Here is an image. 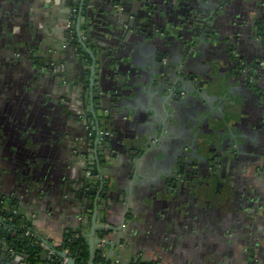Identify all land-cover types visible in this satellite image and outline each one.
Instances as JSON below:
<instances>
[{"label": "crops", "instance_id": "crops-1", "mask_svg": "<svg viewBox=\"0 0 264 264\" xmlns=\"http://www.w3.org/2000/svg\"><path fill=\"white\" fill-rule=\"evenodd\" d=\"M120 1H85L87 16L81 23L83 37L98 29L106 35L104 43L121 48L113 62L120 75L119 82L110 85L112 79L107 75L106 83L103 73L107 69L98 63L100 75L96 78L95 94L98 93L100 98L93 97V104L98 113L104 110L122 121L128 116L130 127L138 126L146 134L149 122L157 128L163 125L157 113L159 110L165 116L163 108L166 109V104L156 105L157 99L153 95L161 91L159 79L165 72L160 70L165 65L154 62L155 50L154 54L145 50L146 60L135 61L133 43L124 38L125 35L117 37L120 21L116 13H119L113 6ZM133 1L125 0L124 8H138L149 14L155 12L158 23L151 26L163 28L174 38L165 44L166 59H171L174 64H184L192 58L188 63L202 73L204 86L208 84V95L220 96V99L227 97L229 104L238 105L236 111L232 106L223 110L237 144V149L233 150L237 155L236 163L232 169L230 166L227 169L226 184L233 188H228L227 195L221 198L223 202L215 206L213 214L204 218L199 211L211 212L213 208L196 201L193 208L180 203L172 211L168 210L170 196L175 192L167 186L168 175L162 168L165 164L157 155L147 156L141 167L127 170L126 174L118 171L113 177L109 174L106 177L114 178L118 184L116 192L123 196V201L116 204L120 212H114L115 227H121L123 231L112 237L114 248L98 244L96 247L101 251H97V257L102 255L111 264H264V45L257 34L264 33V0H163L166 1L163 8L158 0H136L138 5L132 6ZM80 3L81 0H0V14L12 21V32L6 33L16 35L18 52L34 48L32 44L37 42V49L47 48L44 57L53 52L59 66L65 69L69 66L70 70L69 81L60 85L58 81L63 78L57 73L39 77L37 62L27 56L15 60L8 53L1 58L3 67L0 64V131L4 130L0 136V193L4 204L0 206L26 218L36 233L53 247L60 248L72 234L82 243L83 234H87L85 240H88L89 230L74 232L85 217L86 227L91 225L88 220L92 218L83 210L84 199L78 197L82 188L78 183H88L90 174L98 179L96 173L100 168L94 158H89V147H86L88 152L76 154L78 139L86 138L84 131L90 126L84 122L86 115L75 117L72 112H85L87 107H92L91 81L86 74L90 71L91 59L83 48V52L78 53L69 46L68 27L74 25L75 16L80 14ZM210 22L212 37L203 42L195 36V31L201 33L200 29ZM183 32H192L194 50L185 47V39L190 37H183ZM88 48L98 49L94 42L88 44ZM50 60L54 64L52 60L56 59ZM115 70L112 69L113 73ZM243 70L249 72L248 79L249 82L252 80L253 86L248 85L247 73ZM117 83L119 90L115 86ZM102 94L108 98L122 97V102L111 100L105 103L106 108L104 103L97 105ZM12 96L18 99V105L7 103ZM215 101L214 105L219 109L220 100ZM206 114L217 116L216 112L207 110ZM134 115L141 119H134ZM210 120L213 128L223 129L220 120L215 121L212 117ZM154 132L149 141L173 137L159 129ZM135 137L137 142L133 148L144 150L146 135L140 144L138 136ZM222 137L218 132L214 138ZM250 149L251 154L247 153ZM244 154L253 160L240 163L238 157L243 159ZM91 162H94V170L87 172ZM116 165L118 167L117 160ZM135 165L138 167L136 162ZM12 167L16 170L11 171ZM24 167L35 168L25 172ZM234 187L239 188V196L235 195ZM246 192H258L261 201L252 204ZM125 210H128V216L123 226L121 217ZM171 214H174L172 219ZM94 235L99 240V233ZM81 250H84V258L89 257L88 247ZM10 262H15L12 255L5 263Z\"/></svg>", "mask_w": 264, "mask_h": 264}, {"label": "flooded vegetation", "instance_id": "flooded-vegetation-1", "mask_svg": "<svg viewBox=\"0 0 264 264\" xmlns=\"http://www.w3.org/2000/svg\"><path fill=\"white\" fill-rule=\"evenodd\" d=\"M124 1V0H123ZM160 3H162V8L165 7L164 4H166V1L158 0ZM122 2V0L120 1ZM136 3V0L132 2L134 5ZM122 4V3H121ZM125 2L123 3V6L120 5V3H116L113 6V9L117 11L119 14L117 20L120 21V26L117 31V37H123L127 38L130 42L133 43L135 46V54L133 55V58H136L135 61H138L140 59L146 60L147 54L145 50L148 52L154 54V50L156 51L154 62L160 61L161 64H164L165 66H161L162 70L160 72H165L164 77L159 79V81L162 83V87H160L161 91L157 92L153 97L157 99L156 105L166 104V109H164L165 116L160 114L159 110L157 113V107L154 112L157 113L158 116L161 117L162 121V127L155 126L156 130H161V133L165 132L166 134L169 133L171 139L169 137H163L161 139L160 137L152 142L149 141L151 135H155V132L153 129H151L152 125L149 122V125L147 127V133H143V129L141 130L140 127H134L133 125L130 127L128 124L129 117L122 121V119H116L113 116H110L109 112H105L104 110L101 112H104L103 116H100V111L96 112L97 117H99V123H100V129L101 133H97L96 128L98 127L96 124V120L94 118V112L92 111L93 107H87V110L84 111H76L74 110L72 112L73 116L78 117L79 115H86V117H83L85 120L84 122L88 123L90 128L86 131H84V136L86 138L85 142L84 139H78L79 142L76 146V154L81 155L83 153L88 152L86 147L90 148V141L95 140V136L97 137L102 134L104 135L103 139H100V142L104 144H107L110 142L112 144V148L108 149L105 148V158L107 157V160H113L114 154H116V160L118 163V170L120 171V174H126L127 170L131 171L132 169H138L143 165L144 160L147 156H153L157 155L161 159L163 164L165 166L162 168L165 170L164 173L168 175V184L167 186L169 189L175 192L174 195L170 196L169 204H168V210H173L175 207H177L180 203H185L187 207L193 208L195 201L201 204H207L212 206L211 212L205 213V211L200 210L199 214L202 213L203 217L211 216L213 212L216 210L214 209L215 206L220 205L223 201H221V198L227 195V190L233 188V186H227V169L228 166H230V169L233 168V164L236 163L235 159H237V155L234 154V149H237V144H235L236 137L232 134V130L229 127V121L226 117V113L223 110H227L229 106H231L230 100L228 101V98L225 97L224 99H220V96H211L208 95L207 88L208 84L204 86V81L201 80V72H197L195 69H192L188 61H191V59H188L186 63L181 64H174V62L170 59L165 58V44L170 42V40H174L168 33L164 31L163 28L161 30L158 27L151 26L152 23H158L159 17L156 16V13H151L147 16L144 12L142 13H136L138 16V20L140 22H136L135 24L132 23L131 19L133 16L128 19V15L125 13V11L131 10V13L134 11V9H126L124 8ZM132 5V6H133ZM154 8V7H153ZM123 10V11H122ZM5 11V10H4ZM156 11V10H155ZM122 12V13H121ZM2 13V12H1ZM121 13V14H120ZM145 17H142V15ZM210 15V14H209ZM214 15V14H213ZM212 16V14L210 15ZM127 17V18H126ZM144 18V19H143ZM74 25H71V27H68L69 32V46H73L75 50L80 52H84L86 55L89 53L87 50L82 46L80 42V38L78 37L77 32V19L75 16ZM143 19V20H140ZM211 19V18H209ZM207 19V21L209 20ZM123 20V21H122ZM11 19L6 18L3 14H0V64L1 67H3V64L1 62V58L5 55L10 53L11 56L15 60H21L22 57L27 56L28 59H32L33 61L37 62V73L39 74V77H48L53 76L54 73H57V76L62 77L63 80L58 81L60 85H62L63 81L68 82L69 79H67L68 76H70V70L69 66L65 68H61L59 66V61L55 57V54L53 52H49L48 57L43 56V52L47 51L46 46L42 49L35 46L37 42H34L32 45L34 48H26L24 51L22 50V53L18 52V48H16L17 41L15 40V34L9 36L6 32L11 31ZM132 25L134 26V29H131L130 27ZM153 25V24H152ZM201 33L195 31V36H199V38L203 39H211L212 37V25L211 22L205 25L203 29H200ZM12 32V31H11ZM111 34V31H108ZM113 33V32H112ZM145 33V34H144ZM257 34H260V40L261 43L264 45V33L258 32ZM192 32H183V37H190L185 42V47L190 48V50H194L193 44L194 41L191 39ZM113 37L116 38L114 34H112ZM92 38V40L88 43L91 45V42H94L97 45V51L96 54L98 56L99 63L103 64V68L107 69L104 71L103 76L111 74L117 76V78L113 79L111 84H114L116 82H119V73L117 74L114 58L116 59V55H120L121 48L119 47H112L109 46L107 42L104 43L106 40V35L99 33L98 29L97 32L95 31L92 33V31L86 36L83 37L81 35V38L83 41H87L88 38ZM118 39V38H117ZM147 39V43L146 40ZM97 41V42H96ZM198 42V40H197ZM204 42V40H203ZM92 46L94 44L92 43ZM90 46V47H92ZM146 46V47H145ZM36 47V48H35ZM2 48V49H1ZM83 48V49H82ZM130 48V46L128 47ZM94 50V48L92 49ZM116 52H115V51ZM83 56V55H80ZM115 56V57H114ZM139 56V57H138ZM86 57V56H84ZM89 57L91 59V68H92V57L89 54ZM48 58V59H47ZM51 59H56L54 64H51ZM37 59V60H35ZM150 60L153 59V57L150 56ZM50 60V62H49ZM90 62V61H89ZM143 62V61H142ZM153 62V61H152ZM114 64L112 67L110 64ZM5 67V66H4ZM91 68L89 72H86V74L89 75V79L91 81ZM2 69V68H1ZM111 69V70H110ZM115 70L114 73H111V71ZM159 70V69H158ZM157 70V71H158ZM245 73V78L247 79L248 85L253 86L254 83L252 80L249 82L248 76L249 72L247 70H243ZM159 72V71H158ZM68 73V74H67ZM102 76V77H103ZM65 77V79H64ZM113 77V78H114ZM59 79V78H58ZM115 80V81H114ZM64 84V83H63ZM119 83L115 84V86L120 89L118 86ZM97 87V85H96ZM94 88L93 97L100 98L99 94L95 91L97 88ZM211 91V88H210ZM91 93V90H90ZM122 93V90H121ZM164 93V94H163ZM92 95H90L92 99ZM11 101L9 105H18V99L15 96L10 97ZM108 99V96H105V94H102V99L98 100L99 103H104V100ZM153 99V98H151ZM219 99L218 105L220 106L219 109H216L214 102L215 100ZM227 99V101H226ZM4 102V100H3ZM105 104V103H104ZM233 105V104H232ZM62 106V105H61ZM66 107L67 105H63ZM106 104L104 107L106 108ZM95 108V106H94ZM96 110V108H95ZM206 110L209 112H216V115L220 117V119L217 116H207ZM155 113V114H156ZM106 114V115H105ZM154 114V115H155ZM119 116V115H118ZM224 116V117H223ZM210 117L214 118L215 121H221L224 127L223 129L217 130L216 128H213L212 125H214ZM134 119H141V116L139 118L135 117ZM172 119V120H171ZM109 121V123H108ZM114 125V126H113ZM164 126V127H163ZM142 128V127H141ZM136 129V130H135ZM141 130V131H138ZM2 131H0V136L2 134ZM220 133L221 136H223L221 139L213 138V133ZM150 133V135L148 134ZM110 135V138H107V135ZM93 135H95L93 137ZM141 137L146 135L147 141L145 143L144 150L138 151V149L133 148V145L135 142H137V137ZM175 135V136H174ZM228 136L229 138H226ZM127 139V142H124V140ZM134 139V140H133ZM217 140H220L217 143ZM126 144V151L123 149L122 143ZM169 145V147H168ZM90 152V150H89ZM142 152V155L140 154ZM233 152V153H232ZM247 153H253L250 150H248ZM108 154V155H107ZM234 155V156H232ZM232 156V160H229V157ZM41 158V157H40ZM243 159L238 160L240 163L251 162L253 158L251 156L247 158V155L244 154L242 156ZM42 159V158H41ZM234 159V160H233ZM136 162L138 167L133 166V163ZM229 163L231 165H229ZM0 163V170H2ZM90 165V164H89ZM35 168V167H32ZM31 167H24L23 170L25 172L30 171L32 169ZM18 169V168H17ZM89 168L87 167L86 170ZM16 170V168H11V171ZM85 170V171H86ZM128 171V172H129ZM232 171V170H231ZM230 171V172H231ZM31 173H33L31 171ZM20 174V173H19ZM18 174V175H19ZM130 177V176H129ZM132 179V177H131ZM155 182V180H153ZM228 184L230 182L228 181ZM78 185H82V182L78 183ZM79 187V186H78ZM235 195L240 194L238 191V187H234ZM247 197L252 202H259L261 201V198L258 195V192L252 194L250 192H246ZM165 195V192H164ZM0 198L3 199V196L0 193ZM235 199V197H234ZM233 199V201H234ZM0 204H4L2 201ZM254 204V203H252ZM258 204V203H256ZM171 219L174 217V214H171ZM194 214L191 213V216ZM186 220V218H185ZM187 226H189L187 224ZM1 228V227H0ZM188 228V227H187ZM71 235V234H69ZM74 236L73 234L69 236L68 243L71 244L74 242ZM1 245V242H0ZM54 251V250H53ZM79 252V249H77ZM86 259H89V257H86ZM67 261V262H66ZM96 263V262H95ZM64 264H68V260H65Z\"/></svg>", "mask_w": 264, "mask_h": 264}, {"label": "water", "instance_id": "water-1", "mask_svg": "<svg viewBox=\"0 0 264 264\" xmlns=\"http://www.w3.org/2000/svg\"><path fill=\"white\" fill-rule=\"evenodd\" d=\"M86 0H81L80 3V14H78L76 16L77 19V32H78V37L80 38V42L82 44V46L87 50V52L90 54V56L92 57L93 63H92V68H91V95L94 92V88L96 87V78L97 76L100 75V70H98L97 65L99 63L98 61V56L96 54L95 50H90L88 48V42H90L92 40V38H88L87 41H83V39L81 38L82 35V21L86 20V12L84 11V7L86 6ZM125 2V0L120 3ZM133 5V4H132ZM136 5H138V1H136ZM145 14H147L146 17H148L149 13L143 11ZM125 13L130 14V17L133 16V18L131 19L132 23H136L137 21L140 22L138 19V16L136 15V13H142V9H138L136 8L132 13L131 10L129 11H125ZM142 15V17H145ZM128 15V19L130 18ZM127 18V17H126ZM144 19V18H143ZM140 19V20H143ZM123 21V20H122ZM135 25H132L130 28L134 29ZM111 34H113L111 32ZM97 42V41H96ZM113 73V71H112ZM106 77H108L107 75H105V82L106 81ZM112 80L114 75H110L109 76ZM121 81V78H120ZM97 88V87H96ZM93 95H92V111L94 112V118L96 120V124H97V133H101V129H100V123H99V117H97L96 114V110L94 108V104H93ZM113 100L114 102H122V97H109L108 99L104 100V103L109 102ZM124 101V100H123ZM100 101H97V105H99ZM233 110L236 111L238 108V105L233 104L231 105ZM116 109L118 107L115 106ZM117 111L120 112V109L118 108ZM109 123V121H108ZM114 126V125H113ZM95 135H93L94 137ZM95 140L90 141V159H95L96 165L99 168L98 173H96L97 177H99L98 179H95V175L94 174H90L89 175V181L88 183H82L81 185V190L79 191L78 197L81 199H84V211L88 212V215L91 216V221L90 222V226L88 225L86 227V222L84 219H87V217H85L82 221H80L78 223L77 228L74 230L75 233H79L80 231L82 233H86V230L88 231V240L86 241L85 239L87 238V234H83L84 235V243H82L80 241V238L75 237L74 238V242H72L73 244H81V249H84L86 247L89 248L90 251V255H89V259H86L83 257L84 255V250H80L79 249V254L80 257L82 258V264H95L96 262V258H97V251H101L97 249V245L98 244H103L106 246H111L112 248L115 247V244L112 242V237L119 232L123 231V228L121 227H115V223H114V219H116L115 215V210L116 212H120L119 207H116V204H119V201H123V196L122 195H118L116 192V186L118 185L113 179L114 178H107L106 176H108L109 174L113 177L116 172H120L117 168L116 165V154H114V159L113 160H107V157L105 158L104 155L105 154V148L111 149L112 148V144L110 142H108L107 144H105V146H103L104 144H102L100 142V139L104 138V135L102 134V136L100 137V135H98L97 137L95 136ZM107 138H110V135H107ZM144 136L139 137L138 139V143L140 144L141 141L143 142ZM134 140V139H133ZM145 140V138H144ZM147 141V140H146ZM123 149H125L126 151V144L123 142ZM94 153V154H93ZM108 155V154H107ZM94 162H91L90 167H88V170H92L93 172V166ZM87 170V172H88ZM69 183L66 184V189L67 191L69 190ZM79 188V187H77ZM75 189L76 191H78V189ZM85 197V198H84ZM86 197H89L88 199H86ZM128 209V208H127ZM127 216H128V210H125L124 214L121 217V225L125 226L127 223ZM99 222V224H98ZM84 226V229H82ZM79 229V231H78ZM98 232L99 233V240H97L95 238L94 233ZM69 233V232H68ZM9 236H11V234H9ZM43 240V247H47L49 249L54 250L55 253V247H53L45 238L42 239ZM72 248H71V244L68 243V238L65 239V243L62 246V249L60 251L56 250L57 254L62 258L61 260V264L65 263V260H68V264H77V260L74 258V254L71 252ZM18 254V255H17ZM9 255H12L15 257V262H10V263H5L8 258ZM41 260L42 262H44L46 259H49L51 256L49 254V250L45 249L41 252ZM28 255L22 254V252L20 251V249H16L13 248V250H9L8 247L6 246L5 243H1L0 245V264H23L25 262H27V264H31L28 262Z\"/></svg>", "mask_w": 264, "mask_h": 264}, {"label": "trees", "instance_id": "trees-1", "mask_svg": "<svg viewBox=\"0 0 264 264\" xmlns=\"http://www.w3.org/2000/svg\"><path fill=\"white\" fill-rule=\"evenodd\" d=\"M151 129H156L153 122H150ZM225 125H222L224 127ZM155 131V130H154ZM218 133L211 135L213 138ZM220 140H217V143ZM3 199L0 198V202ZM0 242L5 243L9 250L13 248L20 249L22 254L28 255V262L31 264H61L62 258L57 254L56 250L60 251L62 247H55V253L49 259L44 262L41 260V252L44 250L43 247V237L36 233L31 224L26 220V218L17 214L14 211H6L0 206ZM11 234V236H9ZM72 253L77 262L82 259L77 249L81 250V244L71 243ZM96 263L100 264H111L110 261L99 255L96 259ZM134 264H146V263H134Z\"/></svg>", "mask_w": 264, "mask_h": 264}, {"label": "built area", "instance_id": "built-area-1", "mask_svg": "<svg viewBox=\"0 0 264 264\" xmlns=\"http://www.w3.org/2000/svg\"><path fill=\"white\" fill-rule=\"evenodd\" d=\"M45 249L49 250L50 255H54V251L52 249H49V248H45ZM95 264H100V263H95Z\"/></svg>", "mask_w": 264, "mask_h": 264}, {"label": "rangeland", "instance_id": "rangeland-1", "mask_svg": "<svg viewBox=\"0 0 264 264\" xmlns=\"http://www.w3.org/2000/svg\"><path fill=\"white\" fill-rule=\"evenodd\" d=\"M99 114H100V116H103V115H104V112H103V113L100 112ZM105 115H106V114H105ZM124 142L128 143V142H127V139H125Z\"/></svg>", "mask_w": 264, "mask_h": 264}]
</instances>
